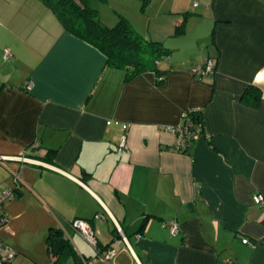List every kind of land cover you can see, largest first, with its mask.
Instances as JSON below:
<instances>
[{
	"label": "crops",
	"instance_id": "0c3cea01",
	"mask_svg": "<svg viewBox=\"0 0 264 264\" xmlns=\"http://www.w3.org/2000/svg\"><path fill=\"white\" fill-rule=\"evenodd\" d=\"M88 2L107 27L118 15L130 21L102 10L103 0ZM186 3L157 12L166 26L151 40L203 31L191 53L170 50L184 58L159 62L158 85L152 73L125 82L38 0H0V189L17 191L3 205L0 242L12 264H264V204L252 200L264 197V1L200 0L195 12ZM183 12L192 15L176 36ZM206 59L212 76H194ZM250 85L259 102L242 98ZM198 109L206 137L179 152L166 129ZM76 219L98 247L71 228ZM54 229L71 253L48 245Z\"/></svg>",
	"mask_w": 264,
	"mask_h": 264
},
{
	"label": "trees",
	"instance_id": "16d2710c",
	"mask_svg": "<svg viewBox=\"0 0 264 264\" xmlns=\"http://www.w3.org/2000/svg\"><path fill=\"white\" fill-rule=\"evenodd\" d=\"M38 1L55 16L65 33L91 45L103 54L106 67L123 71L125 82H129L141 74L152 73L158 85L164 83L166 72L159 70L158 64L160 61L168 58L171 51L167 49L162 42L147 39L144 35L139 33L123 15H118V20L114 26L107 27L101 23L98 11L90 6L88 0ZM140 2V10L143 12L152 0H140ZM190 15L192 14L189 12L180 14V22L175 29L176 36L184 34L186 19ZM194 76H196V74H194ZM260 96V90L250 85L244 91L242 98H250L254 102H259ZM185 115H187L189 124L200 130V136L206 137L202 109L187 110ZM195 142L193 141L191 144L193 145ZM188 149L176 150L185 153ZM55 154L56 150H50L47 152L44 159L51 161V158ZM10 192L12 193L10 199H12L17 191L14 189L10 190ZM5 223L6 217L2 207L0 212V227ZM52 239L55 241L54 244L57 251L60 253L65 252V254L68 252L71 253L68 242L63 238L60 230L54 229L50 231L47 237L48 245H50L49 242ZM0 245L3 248L8 247L1 242ZM96 247H98V243ZM105 249L107 251L110 248ZM10 250L12 256L5 261H1L0 264H12L15 253L12 249ZM58 261L57 259L54 263Z\"/></svg>",
	"mask_w": 264,
	"mask_h": 264
},
{
	"label": "rangeland",
	"instance_id": "374dc122",
	"mask_svg": "<svg viewBox=\"0 0 264 264\" xmlns=\"http://www.w3.org/2000/svg\"><path fill=\"white\" fill-rule=\"evenodd\" d=\"M105 1L104 7H102V10H106L107 12L112 11L110 10L111 7H113L115 9L114 12H120L122 14H124L125 16H127L130 21L134 24V26L136 28H138L140 30V32H143V34L146 36V38H157L154 36H159V34L161 33V29L163 27H165V22L164 20L166 18H164L163 16H159L157 12H159L160 9L164 8L165 6H168L171 4L172 0H152V4L150 6V4L144 9V11L142 12L141 9V2L140 0H138L137 4L133 5L132 2L130 3L128 0H103ZM182 2H187L188 0H181ZM197 1L199 3L200 0H190V5L186 3V7H188V9L191 7V5ZM151 7V8H150ZM191 10H193V8H190ZM158 10V11H157ZM194 11V10H193ZM113 12V13H114ZM192 12V11H191ZM195 12V11H194ZM174 19V17H178V16H170ZM113 26V23L111 24ZM111 25H108L110 27H112ZM148 30H150L152 32V35L148 34ZM203 30L200 29L199 26H193L191 29L187 28V32L188 34L184 37V38H179V41L177 40L178 37L173 36L172 38L166 40V41H162V39L160 40L159 38L156 39L159 42H162L164 44V46L169 49V50H173V47H176L179 45V47L183 48L184 51H189V49L191 47H189L190 45H193L194 39H195V33L196 32H201ZM202 34V33H199ZM175 35V32H174ZM150 38V39H151ZM155 41V40H153ZM208 47V43L201 41L198 44H196V48L198 49V51L200 50H206ZM181 51L179 53H172L170 55H175V56H180L182 58H184L186 52ZM189 53H191V51H189ZM163 62V61H162ZM161 63V62H160ZM4 187L6 186V183L2 184Z\"/></svg>",
	"mask_w": 264,
	"mask_h": 264
},
{
	"label": "built area",
	"instance_id": "2783aa9c",
	"mask_svg": "<svg viewBox=\"0 0 264 264\" xmlns=\"http://www.w3.org/2000/svg\"><path fill=\"white\" fill-rule=\"evenodd\" d=\"M10 54L8 51L5 52V58L9 57ZM213 64L210 59H206L204 63L195 69H193V73L200 76H211L213 74ZM181 124L176 127H169L166 130L173 133L176 136V143L175 147L179 150H186L188 149L192 144V142L199 140L200 136V130L196 128L195 126H191L189 124L187 115L183 113L181 118ZM119 148L122 149L125 147V136H123L119 142ZM4 159L3 157H0V162ZM13 178L18 179V176L15 173H11ZM12 193L10 190H3L0 189V212L2 210V207L4 203L8 200H10ZM253 202L256 205H263L264 204V197L260 194L254 195L252 197ZM95 219H100V216H96ZM71 228L79 234L89 245L92 247L97 246V240L94 236V233L91 229L90 224L85 220L76 219L71 222ZM170 229L172 233H175L177 231V228L175 225H170ZM122 241L126 242V239L122 237ZM243 244H247V240L242 241ZM12 256L11 250L8 247L3 248L0 245V262L5 261L7 258H10ZM113 257V253L111 251H107L103 256V260H110ZM83 264H90L83 260ZM92 264V263H91Z\"/></svg>",
	"mask_w": 264,
	"mask_h": 264
},
{
	"label": "water",
	"instance_id": "95a60500",
	"mask_svg": "<svg viewBox=\"0 0 264 264\" xmlns=\"http://www.w3.org/2000/svg\"><path fill=\"white\" fill-rule=\"evenodd\" d=\"M6 159H2V161H5ZM20 159H17L16 161H19Z\"/></svg>",
	"mask_w": 264,
	"mask_h": 264
}]
</instances>
